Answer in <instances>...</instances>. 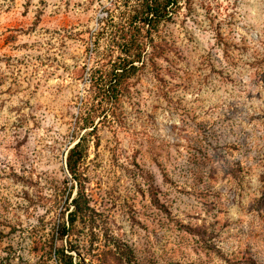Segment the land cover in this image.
Returning <instances> with one entry per match:
<instances>
[{
	"label": "rangeland",
	"instance_id": "374dc122",
	"mask_svg": "<svg viewBox=\"0 0 264 264\" xmlns=\"http://www.w3.org/2000/svg\"><path fill=\"white\" fill-rule=\"evenodd\" d=\"M112 2L0 0V264H60L61 248L102 264L113 240L143 264H264V0H186L158 27L173 52L87 140L92 221L54 239Z\"/></svg>",
	"mask_w": 264,
	"mask_h": 264
},
{
	"label": "trees",
	"instance_id": "16d2710c",
	"mask_svg": "<svg viewBox=\"0 0 264 264\" xmlns=\"http://www.w3.org/2000/svg\"><path fill=\"white\" fill-rule=\"evenodd\" d=\"M186 0H126L125 8L121 10V3L113 0L106 9L105 23L94 33V45L99 38L109 36L106 49L108 55L96 58L100 61L87 70L88 87L86 96L81 100V107L75 119L73 134L78 136L77 142L71 147L65 158V167L71 178V189H75L70 204L59 216L62 219L54 230V239L64 240L72 234L78 221H92L93 210L89 206L81 178L80 168L87 156V140L97 131L99 121L108 117L119 121L118 109L122 98L126 97L131 82L149 67L158 72L157 60H162L164 52H173V48L164 40L157 41L153 37L158 27L170 21L182 2ZM188 1V0H187ZM128 3H131L128 5ZM117 4H120L119 6ZM148 50L150 51L148 53ZM94 59V58H93ZM95 60V59H94ZM96 63V62H95ZM90 130V131H88ZM80 131V132H79ZM83 131V132H81ZM97 145V144H96ZM232 173L233 170L225 171ZM152 187L149 189L150 201L154 207L167 213L164 204L160 203ZM64 215L66 219L64 220ZM195 235L202 236L204 231L190 230ZM112 253L103 258L102 264H143L135 260L133 252L117 240L112 241ZM54 257L60 264H84L83 260H74L69 250L63 248L54 250Z\"/></svg>",
	"mask_w": 264,
	"mask_h": 264
}]
</instances>
